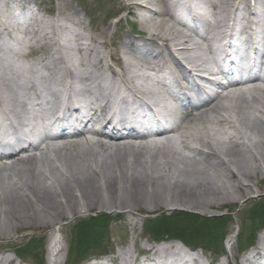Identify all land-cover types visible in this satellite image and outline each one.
<instances>
[{"label": "bare ground", "instance_id": "1", "mask_svg": "<svg viewBox=\"0 0 264 264\" xmlns=\"http://www.w3.org/2000/svg\"><path fill=\"white\" fill-rule=\"evenodd\" d=\"M120 2L144 30L126 34L121 52L96 51L93 43L107 48L105 29L77 42L86 62L72 48L81 32L63 34L57 21L53 41L20 38L26 62L5 64L11 48L0 42V240L92 209H220L264 191V0ZM2 20L25 25L8 11ZM226 24L234 48L221 43ZM218 48L244 57L232 78L249 79H215L206 93L199 79ZM150 240L89 264H222L183 242ZM257 240L241 264H264V233ZM0 264L17 263L4 252Z\"/></svg>", "mask_w": 264, "mask_h": 264}, {"label": "rangeland", "instance_id": "2", "mask_svg": "<svg viewBox=\"0 0 264 264\" xmlns=\"http://www.w3.org/2000/svg\"><path fill=\"white\" fill-rule=\"evenodd\" d=\"M193 4L197 8L200 7L198 1ZM206 7L211 8L210 4ZM16 9H21V13H17ZM4 11H8L10 17L24 21L25 25L2 23ZM30 21L32 22L31 25L28 24ZM56 21L58 31L63 34L74 37L81 32L83 38L74 41L72 48L76 56L86 62V53L77 52V42L92 44L91 34L94 35L102 30H107L105 38L107 48H102L93 43L97 52L104 53L107 50L121 52L119 48L123 45L119 43L127 40L126 34H131L132 29L138 35L144 33L137 17L134 14H129L128 9L122 7L120 0H0V42L8 41L11 48L8 50V55L6 54V59H4L5 64L11 61L26 62L16 52L17 50L28 52V43L21 41L20 38L22 37L29 38L32 34H38L40 38L45 36L47 41H53L54 23ZM77 22L89 30L77 28L75 25ZM111 24H113L112 27H110ZM64 26L66 29L63 28ZM39 54L40 52L32 54L28 61L36 58ZM48 60V58L45 59V62ZM49 62L51 61L49 60ZM236 197L235 202H231L220 209H197L196 211L183 210L182 208L137 209L133 213L123 209H92L86 213H76L50 228L28 229L18 232L14 235L15 240L13 241L0 240V254L10 252L17 264H44L45 261L47 264H65L68 251H72L73 264H86L85 259L87 257L91 259V257L99 256L102 253L112 256L116 251H123L125 245L129 246L135 240L138 244V250L144 244L153 243L152 240L147 241L148 235L144 232L145 228L149 230L153 229L155 225H160L159 228H155L164 231L166 230H162L164 221L167 223L178 213H187L194 217L189 225L199 221V224L203 225L200 232H203L199 233L198 231L194 239H183V236L186 237L189 231L185 232V228L182 227L184 224H178L173 228L172 233H175L174 230H178L177 227H180V234L183 236H176L188 241L189 244L205 248L207 245H211L213 249L215 246L223 248L221 251L224 252L225 257L220 258L216 256L215 249L209 252L202 248L201 250L207 257L222 264H227L226 258L230 264H241L240 259L245 253L248 254L254 249L258 237L264 233V191L259 190L256 193L247 194L243 198V204L239 203L240 197L237 194ZM250 215L254 218H251ZM95 222L106 226L99 230L90 227V224ZM80 223L81 226H84L83 235L75 237V231L80 227L77 225ZM233 234L235 236L231 239ZM55 236H58L60 240V252H53V248H51V240ZM160 236L159 239H162ZM167 236L171 237L170 234ZM166 239L168 238L166 237ZM73 242L77 243L78 246L80 245L82 257H78V253H73ZM250 243L253 246L249 249L246 248L245 245ZM14 251L18 252L23 259H19L16 255L13 256ZM38 259L40 260L38 261Z\"/></svg>", "mask_w": 264, "mask_h": 264}, {"label": "trees", "instance_id": "3", "mask_svg": "<svg viewBox=\"0 0 264 264\" xmlns=\"http://www.w3.org/2000/svg\"><path fill=\"white\" fill-rule=\"evenodd\" d=\"M250 217L254 218V216H251V215H250ZM193 219H194V217L191 214L178 213V214L174 215L172 217V219L168 220L167 223H165V221H164V223H163L164 227L162 228V230L163 229H166V230H164V231L159 230V231H157V234H160L162 236L170 234L171 237H175V238H177L176 235L183 236L182 234H180V232H181V230H180L181 228L180 227H177L178 230H174L175 233H172L173 232L172 230H173V228L178 226V224L179 225L184 224L182 227L185 228V232L186 231H189V232H188V234H186V237L183 236L184 237L183 239H186V238H187V240L188 239L189 240L194 239L196 237V234H197L198 231H199V233L203 232V231L200 232V230L203 228L202 227L203 225H200L199 221H196V224L189 225L192 222ZM90 227L99 230V229H102L103 227H105V224H99L98 222H95V223L90 224ZM155 227L159 228L160 225H155ZM83 228H84V226H80L77 229V237H80L81 234L83 235V231H82ZM187 228H189V229H187Z\"/></svg>", "mask_w": 264, "mask_h": 264}]
</instances>
